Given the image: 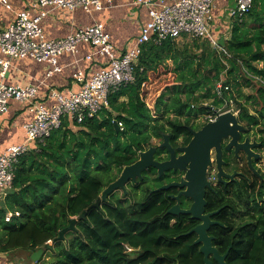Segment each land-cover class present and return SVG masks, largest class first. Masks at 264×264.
<instances>
[{"label":"trees","instance_id":"16d2710c","mask_svg":"<svg viewBox=\"0 0 264 264\" xmlns=\"http://www.w3.org/2000/svg\"><path fill=\"white\" fill-rule=\"evenodd\" d=\"M189 38L145 45L135 81L111 94L107 108L83 123L66 116L44 144L19 159L0 207V253L26 251L30 264H204L197 235H188L194 227L185 225L192 219L172 223L177 217L168 214L170 206L130 204L113 192L81 218L154 141L169 135L173 145L181 136L187 143V116L204 111L205 102L209 111L233 104L242 122L264 126V0H253L250 12L234 20L221 44L227 54L208 40ZM161 69L173 80L151 104L152 76ZM246 88L256 96L245 95ZM252 100L261 107L258 115L243 103ZM255 179L234 185L225 194L232 197L213 194L209 201L208 211L222 208L214 219L224 227H212L209 235L222 255L229 251L228 264H264V181ZM145 183L148 191L156 185ZM73 218L74 230L59 238ZM41 249L34 262L32 254Z\"/></svg>","mask_w":264,"mask_h":264},{"label":"built area","instance_id":"2783aa9c","mask_svg":"<svg viewBox=\"0 0 264 264\" xmlns=\"http://www.w3.org/2000/svg\"><path fill=\"white\" fill-rule=\"evenodd\" d=\"M113 0H36L33 9H39L38 15L30 11L19 12L15 21L0 32V52L7 58H0V76L4 77L13 59L31 58L38 63H45L47 77L61 73L63 68L59 58L64 53L78 54L81 44L94 48L93 55L105 58L106 66L95 72L91 78L77 72L74 80L80 85L78 91L66 93L53 91L51 97L55 104L51 107L37 103L38 85H9L0 81V120L8 113L11 101L28 103L34 120L24 125L26 142L8 147L0 154V197L11 189L15 166L19 159L27 154L36 143L44 144L53 131L59 129L63 119L69 116L77 123L93 118L109 106V97L123 86L136 79V71L143 47L149 43L161 45L167 40L179 41L184 37L208 40L218 51L225 48L215 38L211 23L215 0H179L167 3L165 0H138V4L149 8L150 19L141 26L140 34L132 47L121 54L116 53L110 34L103 24L79 28L74 33L59 39H47L41 21L48 15V8L75 10L78 8L90 13L102 11L111 6ZM7 9H11L8 0H0ZM253 6V0H235V7L230 10L231 18H242ZM143 71V70H141ZM221 87V86H220ZM222 110H211L207 120L212 122ZM218 115V116H217ZM10 213L7 220H10Z\"/></svg>","mask_w":264,"mask_h":264},{"label":"crops","instance_id":"0c3cea01","mask_svg":"<svg viewBox=\"0 0 264 264\" xmlns=\"http://www.w3.org/2000/svg\"><path fill=\"white\" fill-rule=\"evenodd\" d=\"M11 9L0 3V32L9 27L16 19L19 12L30 11L32 16L38 15L39 9H33L32 3L36 0H8ZM158 2L160 0H152ZM175 3L179 0H165ZM235 7V0H215L213 20L211 23L215 38L223 44L231 37L234 20L230 10ZM48 15L41 21V26L47 39L64 38L74 33L79 28L97 23L103 24L111 36L116 53L121 54L132 47L135 39L140 34L141 26L149 19V8L138 4V0H113L111 6L102 11L86 12L82 8L73 11L63 8H48ZM94 53V48L88 44L79 46V53H64L59 58L63 68L61 73L48 78L47 65L38 63L31 58L13 59L4 77L0 81L9 85H38L37 103L48 107L55 104L51 97L53 91L66 93L68 90L78 91L80 85L75 82L74 75L83 72L88 78L106 66V59L93 55L91 60L87 56ZM0 58H7L0 52ZM35 114L30 111L28 103L11 101L10 109L0 120V154L12 145L26 142L24 125L34 120ZM11 189L8 190V193ZM4 205V196L0 197V207ZM9 260V256L0 253V264Z\"/></svg>","mask_w":264,"mask_h":264},{"label":"water","instance_id":"95a60500","mask_svg":"<svg viewBox=\"0 0 264 264\" xmlns=\"http://www.w3.org/2000/svg\"><path fill=\"white\" fill-rule=\"evenodd\" d=\"M115 126L119 129L117 122H115ZM244 131L245 127L239 122L237 114L232 111H227L220 114L216 121L209 122L200 131L195 132L191 130L193 138L186 147L179 148L182 152V155L179 157L176 156V151L169 142V135H165L164 141L160 147L168 149L171 153V159L169 161L163 163L155 161L154 157L157 151V147L155 146L150 147L146 151H142L139 154V159L132 165L124 167L120 177L102 192L96 203L91 205L81 215V218H85L89 210L99 208L101 203L107 201L113 192L122 189L125 193H127L125 189L126 183L128 181L136 183L138 179L143 178V173L150 168L156 169L160 176L170 170H186L187 173L180 182L163 186L156 190V192L168 190L172 187L185 188V190L182 191L176 199L180 202V197L182 195L192 199L193 205L191 208L183 210L178 203L171 208L168 213L175 216H179L181 214L190 215L193 219L201 221V224L193 228L188 235H197L195 244L201 246V252L204 255V264H214V261L218 264H228L227 257L229 251L222 255L217 247L214 246L215 237L209 235V231L212 226L220 225L224 227V225L212 220V217L218 214L219 211L205 214L207 206V189H212L211 182L208 180L207 175L209 168L212 166L211 152L212 149H215L216 161L219 169V181L223 182V177H228L231 181L235 180L237 173L229 176L223 171L224 160L222 157L223 152L221 143L224 139L229 138H231V141L227 145V149L230 150L232 147L236 146L237 155L239 154L240 149H244L249 163L251 164L253 170H255L252 165V160L254 158H259L260 155L253 149L259 146L260 143H250L249 138H247L244 143H239V139ZM255 172L258 174L257 170H255ZM76 222V218L71 219L70 226L60 232L59 238H63L66 232L74 230ZM44 252L45 249H41L38 252L33 253V261L38 262Z\"/></svg>","mask_w":264,"mask_h":264},{"label":"flooded vegetation","instance_id":"af4514ba","mask_svg":"<svg viewBox=\"0 0 264 264\" xmlns=\"http://www.w3.org/2000/svg\"><path fill=\"white\" fill-rule=\"evenodd\" d=\"M235 113V112H233ZM200 114H203L202 116ZM237 114L239 118V122L245 127V131L242 132V136L239 139V143H244L247 138L250 139V143L258 142L260 143L259 146L255 147L253 150L260 155L259 158L253 159L252 160V165L255 170L258 171V174L261 175L259 176L255 170H253L251 164L248 161V157L244 149L239 150V154H236V146L232 147L230 150L227 149V145L231 141V138L229 139H224L221 143V148L223 152V171L225 174L231 176L235 173H237L235 180L231 181L228 177H223V182L219 181V169H218V164L216 161V151L215 149H212L211 155H212V166L208 170V180L211 182L212 189H207L206 193V201H207V206H206V212L205 214L213 213L216 211L221 212L222 208L215 210V211H208V206H209V201L213 200V194H216V196L219 197H224L227 198V196L232 197V194L225 195L226 193H229L230 189H234V185L239 186L241 182L247 181L249 184L255 182V177H259L262 181L263 179V174H264V126L262 127V124L260 122L259 125L253 124H247L241 121L240 113H235ZM218 116V115H217ZM220 116V115H219ZM218 116V117H219ZM190 118V124L186 125L188 133L190 135V140L186 143L185 137L181 136L178 141H176L175 145H173L170 142L171 146L176 151V156L179 157L182 155V152L179 150V148L186 147L190 141L193 138V134L191 130L198 132L200 131L203 127H205L210 121L207 120V116L205 113L200 112L199 110H194L191 115L187 116ZM218 117L214 118L213 120L216 121ZM212 121V122H214ZM183 122L185 120L183 119ZM191 129V130H190ZM165 136V135H164ZM164 140H162L159 144L152 145L157 147V151L155 153V161L163 163L167 162L171 159V153L168 151L166 148H161V144L163 143ZM150 146V147H152ZM149 147V148H150ZM148 148V149H149ZM147 149V150H148ZM146 151V150H145ZM154 168H150L146 170L143 173V178L138 179V181L135 183L133 181H128L125 185V189L127 193H125L124 190H117L115 193L118 196V192L122 191V196H118L120 199L123 201H126L130 204H133L136 200H140V202L145 205L150 202L156 203L158 206L159 205H165V206H170L169 210L173 208L175 205L179 203L181 209L183 210H188L191 208L193 205V200L190 198H187L185 195H182L180 197V202L179 200L176 199L179 194L185 190V188H180V187H172L168 190H163L156 192V190L160 189L163 186L172 184V183H178L181 181V179L186 175V170L185 171H166L164 174L161 176L159 175L158 171ZM150 182V181H156V185L154 188L150 189L149 191L146 189L147 184L145 182ZM129 186V187H128ZM134 187H137L138 190L136 191ZM129 188V190H128ZM231 190V191H232ZM236 190V189H235ZM234 190V191H235ZM148 191L149 194H153L152 198H148L146 196V192ZM168 210V212H169ZM218 213V214H219ZM169 214V213H168ZM216 214V215H218ZM172 215V214H170ZM212 217V220L218 223H221L220 221L214 219L215 216ZM175 216V215H172ZM189 217L192 220H187L185 222V225L187 226H193L194 228L201 224V221L195 220L192 218L190 215H184L181 214L179 216H175L177 218H174L172 220V223H175L176 221L179 220L180 217ZM229 216L228 213L225 214V218ZM184 220V219H183ZM222 224V223H221ZM224 225V224H223ZM214 226H220V225H214ZM212 226V227H214ZM211 227V228H212Z\"/></svg>","mask_w":264,"mask_h":264},{"label":"rangeland","instance_id":"374dc122","mask_svg":"<svg viewBox=\"0 0 264 264\" xmlns=\"http://www.w3.org/2000/svg\"><path fill=\"white\" fill-rule=\"evenodd\" d=\"M192 39H190L189 37L187 38H183V39H180L179 42L180 43H183V42H190ZM160 74V75H159ZM157 76H152V79H154V84L151 86V90H150V94L148 95V102L153 104V102L155 101V99L157 98V96L159 95V92L160 91H163L165 86H167L168 84H171L172 83V77H170L168 75V73H165L162 69L160 70V73H159ZM167 75V76H165ZM161 78V79H160ZM244 94L245 95H254L256 96V90L252 89V88H246L244 90ZM210 102L207 101L204 103V106H205V109L204 111H202L203 113H205L206 116H208V113H209V104ZM245 104V106H247V108L249 109V111L251 112V114H256L258 115V110L261 109L260 106H257V105H254L253 104V100L248 104L246 102H243ZM224 109H227L226 107ZM227 111H232V112H235V113H238L239 111L236 110L235 108V105H231L230 106V110H226V111H223V112H227ZM201 116L203 114H200ZM263 127V125H262ZM160 141H154V145L156 144H159ZM263 169H264V166H263ZM129 187V186H128ZM129 190V188H128ZM122 196V191H119L118 192V196ZM29 256L30 254L26 251H16V252H13L9 255V263L8 264H30V261H29Z\"/></svg>","mask_w":264,"mask_h":264}]
</instances>
